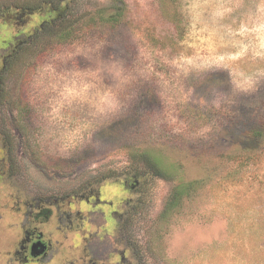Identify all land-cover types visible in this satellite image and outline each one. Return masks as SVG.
<instances>
[{"label": "rangeland", "instance_id": "obj_1", "mask_svg": "<svg viewBox=\"0 0 264 264\" xmlns=\"http://www.w3.org/2000/svg\"><path fill=\"white\" fill-rule=\"evenodd\" d=\"M119 1L0 0V74L22 46L0 82V189L85 217L103 202L87 234L132 206L115 232L134 264H264V0ZM58 233L56 254L74 246Z\"/></svg>", "mask_w": 264, "mask_h": 264}, {"label": "flooded vegetation", "instance_id": "obj_2", "mask_svg": "<svg viewBox=\"0 0 264 264\" xmlns=\"http://www.w3.org/2000/svg\"><path fill=\"white\" fill-rule=\"evenodd\" d=\"M0 136V139H6L2 131ZM131 187L134 188V185ZM14 195L0 189V264H50L57 256L62 259L59 264H134L129 257V250L133 247L127 244L121 247L120 237L115 232L123 226L121 224L132 206L128 205L129 210L122 212L118 209L98 211V229L101 231L87 234L83 232L86 221L93 222L89 215L103 202L98 200L92 203L85 217L81 211L74 214L67 210L63 214L57 201H51L49 197L22 201L21 198L13 199ZM97 197L99 192H93L92 198L96 200ZM105 224L108 225L107 231L102 230ZM55 233H64L67 239L71 236L75 248L67 247V250L56 254L57 243L60 242H53L51 236Z\"/></svg>", "mask_w": 264, "mask_h": 264}, {"label": "trees", "instance_id": "obj_3", "mask_svg": "<svg viewBox=\"0 0 264 264\" xmlns=\"http://www.w3.org/2000/svg\"><path fill=\"white\" fill-rule=\"evenodd\" d=\"M63 1L64 0H62V2ZM72 1L73 0H67V4H66L67 12L70 10V6H71ZM120 1H119V3H120ZM121 5H119V7L121 9L119 7H117L116 9H113L111 11L108 10V9H103L100 13H98L97 16H94V17L91 18V20L89 21V24L90 25L99 24V23L107 24V25L108 24H110V25L118 24L121 21V18H122V15H123V13H122V8L123 7H121ZM66 6H65V8H66ZM19 7L23 8L24 6L20 5ZM40 7H41V5H38V6H27V7H24V8L33 10V9L40 8ZM65 8H62V9H65ZM60 15L63 17V15L61 13H60ZM52 25H54V24L52 23ZM77 29H78V26L76 25V22H74L71 25H67V28L64 27L61 30H59L58 32H56V35L52 39V42H55L56 44L57 43L58 44H63V43H68V42L71 43L74 40L76 32H78ZM21 48H22V46H20V47L18 46V48L15 50V52L12 53V55H10L9 58H7L6 64H5V68L3 70L4 73H6V72L8 73V71L10 70V65H12V61L14 60V58H16V56H17V54H18V52H19V50ZM153 163L156 166L158 165L160 167V165L156 161H154ZM160 169L164 173H166L165 170L162 169L161 167H160ZM136 176L138 177L139 174H137ZM192 187H193V183H190V184L179 183L176 186L171 198L169 199L168 205H166L165 212L167 214H169V213L171 214V212L175 208H177L179 203L182 201L183 194L185 193L186 189L187 188H192Z\"/></svg>", "mask_w": 264, "mask_h": 264}]
</instances>
